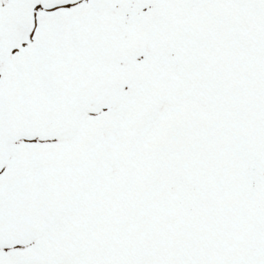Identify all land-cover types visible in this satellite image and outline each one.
I'll list each match as a JSON object with an SVG mask.
<instances>
[{
	"label": "snow or ice",
	"instance_id": "1",
	"mask_svg": "<svg viewBox=\"0 0 264 264\" xmlns=\"http://www.w3.org/2000/svg\"><path fill=\"white\" fill-rule=\"evenodd\" d=\"M0 264H264V0H0Z\"/></svg>",
	"mask_w": 264,
	"mask_h": 264
}]
</instances>
